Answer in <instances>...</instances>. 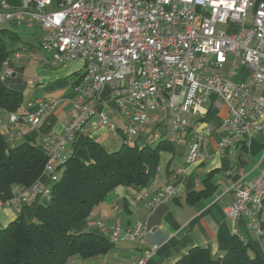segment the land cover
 <instances>
[{"label": "built area", "instance_id": "built-area-1", "mask_svg": "<svg viewBox=\"0 0 264 264\" xmlns=\"http://www.w3.org/2000/svg\"><path fill=\"white\" fill-rule=\"evenodd\" d=\"M25 16L27 26L45 30L39 48L50 55L46 61L56 66L81 63L74 90L78 101L64 135L50 132L44 142L48 155L44 173L26 187H17L4 205L19 212L34 207L39 199L48 201L70 154L67 143L90 127L104 126L116 131L103 101H112L127 119L124 143L153 146L159 138L143 140L145 126L159 120L157 113L171 111L169 142L188 139V163L202 158V147L212 132L210 108L228 111L223 128L228 133L220 143L221 153L252 132L264 133V2L253 0H23L19 11L0 6V25ZM12 59H37L24 44L17 46ZM5 63L3 75L14 72ZM248 68V76L231 82L237 73L225 77L226 65ZM58 104L54 98L30 103L34 113H10V128L27 118L38 126ZM155 113L154 117L151 114ZM25 129L7 132L8 141H17ZM143 141V142H142ZM183 171L178 170L176 174ZM133 190L134 197L146 199L153 210L175 194L172 187ZM233 203L225 214L237 221L245 219L249 228L262 236L259 214L264 210V167L250 183H233ZM98 226L106 232L105 227ZM150 229L146 220L121 231L116 227L111 242L121 240L147 244ZM152 246L134 264H146L157 252Z\"/></svg>", "mask_w": 264, "mask_h": 264}, {"label": "crops", "instance_id": "crops-1", "mask_svg": "<svg viewBox=\"0 0 264 264\" xmlns=\"http://www.w3.org/2000/svg\"><path fill=\"white\" fill-rule=\"evenodd\" d=\"M3 3L15 11L23 7V0H3ZM24 18V15L15 17L0 25V29L7 33L5 39L10 48L16 50L18 45L24 44L37 56L36 60H14L11 55L8 64L14 72L9 77L10 83L24 93L21 113L25 116L34 113L37 106L29 104L40 99L54 98L58 100V104L36 127H33L27 118L13 125L15 128H24L25 133L19 140L11 141L10 144L15 146L30 139L39 148L46 150L45 136L50 132L64 135L70 122L71 110L78 101L74 84L81 63L70 62L56 66L46 62L50 55L39 48L45 30L37 25L27 26ZM37 28H41V31ZM239 66H243L245 70L240 76L242 80L248 76V70L244 65ZM262 92L264 94V90ZM98 109L109 114L116 131L104 126L90 127L80 133L73 143L66 144L70 155L76 154L86 162L90 160L86 146L88 137L98 141L110 152L118 150L124 143L127 119L112 101H103ZM9 115L8 112H1L4 131L11 126ZM227 115L228 111L225 108L208 110V123L212 127V132L202 147L200 160L191 164L187 162L188 139L170 142L172 149L162 151L157 175L149 187L150 195L159 189L172 187L175 194L166 202L153 210H148L145 207L146 199L134 197L133 189L121 186L110 191L89 217L73 228L74 233L91 232L110 240L116 227L124 231L146 220L150 228L147 244L119 239L113 242L114 248L110 252L83 260L74 257L69 264H134L142 252L152 246L158 247V250L146 264H174L194 247L208 248L211 254L218 258L229 251L235 237L248 243L252 252L264 260V234L259 236L252 231L247 220L235 221L225 214V209L234 201L231 185L250 183L264 167V133L252 132L248 139L232 145L226 153H221L220 143L228 135L223 128V120ZM154 116L155 113H152L151 117ZM157 116L159 120L155 121L152 118L145 126L143 140L158 137L159 142L169 141L172 131L171 111L157 113ZM4 136L6 137L5 132ZM178 170L183 172L176 174ZM210 174L212 177L206 181ZM40 179L48 182V175L43 173ZM208 186H213V189L206 197L195 203L188 201L189 193L203 192ZM45 203L46 200L39 199L34 207L19 212L0 201V230L7 228L21 214L27 222H33L36 206ZM259 218L264 231V210L259 214ZM98 223L104 225L106 232Z\"/></svg>", "mask_w": 264, "mask_h": 264}, {"label": "trees", "instance_id": "trees-1", "mask_svg": "<svg viewBox=\"0 0 264 264\" xmlns=\"http://www.w3.org/2000/svg\"><path fill=\"white\" fill-rule=\"evenodd\" d=\"M7 33L0 29V201L9 200L17 187H26L44 173L47 151L30 139L15 146L4 136L1 112L21 113L24 93L3 75L5 63L15 51L8 46ZM86 146L90 160L76 154L52 184L51 197L36 206L35 219L29 223L21 214L7 228L0 230V264H69L78 257L88 259L110 252L114 243L91 232L74 233L73 228L86 220L107 194L118 188L139 190L149 187L157 175L161 153L172 149L163 140L153 146L123 143L108 151L88 137ZM212 174L208 175L209 181ZM213 186L203 192H191L188 201L195 203L207 196ZM174 264H264L250 245L236 237L222 257H214L208 248L194 247Z\"/></svg>", "mask_w": 264, "mask_h": 264}, {"label": "rangeland", "instance_id": "rangeland-1", "mask_svg": "<svg viewBox=\"0 0 264 264\" xmlns=\"http://www.w3.org/2000/svg\"><path fill=\"white\" fill-rule=\"evenodd\" d=\"M35 27H37V26H35ZM37 30L38 31H41V28H37ZM246 70H248V68L246 67ZM232 72H235V73H237L238 74V76H236V77H234V78H232V79H230L231 80V82H233V83H238V82H240V81H242L241 80V77L240 76H242V73L244 72L245 73V70L243 69V66H239V67H231L229 64L228 65H226V67H225V70H224V75H225V77H227V75L229 74V73H232ZM248 72V71H247ZM256 95H261L263 92L261 91V90H256L255 92H254ZM51 112V111H50ZM22 127H20V128H15L14 126L12 127V128H8L7 130L5 129V135H6V138H7V132H10V131H13V130H19V129H21ZM23 129V128H22ZM9 142H11V141H9ZM179 144V143H178ZM177 149H178V147H177ZM45 174V173H44ZM47 174V173H46ZM42 181V180H41ZM43 182V181H42ZM7 206H11V205H7ZM13 207V206H12ZM16 209V208H15ZM24 210V209H23ZM102 224V223H101ZM103 225V224H102ZM104 226V225H103ZM150 229V228H149Z\"/></svg>", "mask_w": 264, "mask_h": 264}, {"label": "water", "instance_id": "water-1", "mask_svg": "<svg viewBox=\"0 0 264 264\" xmlns=\"http://www.w3.org/2000/svg\"><path fill=\"white\" fill-rule=\"evenodd\" d=\"M2 3H3V0H0V6L2 5Z\"/></svg>", "mask_w": 264, "mask_h": 264}]
</instances>
